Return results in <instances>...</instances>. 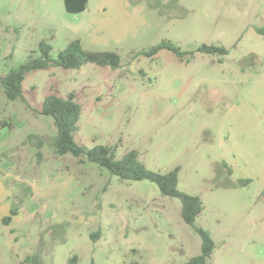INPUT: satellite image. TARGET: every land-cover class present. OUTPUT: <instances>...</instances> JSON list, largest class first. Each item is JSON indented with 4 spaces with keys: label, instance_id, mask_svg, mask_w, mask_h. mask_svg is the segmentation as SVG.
Here are the masks:
<instances>
[{
    "label": "rangeland",
    "instance_id": "rangeland-1",
    "mask_svg": "<svg viewBox=\"0 0 264 264\" xmlns=\"http://www.w3.org/2000/svg\"><path fill=\"white\" fill-rule=\"evenodd\" d=\"M263 25L264 0H87L75 15L63 0H0L1 77L38 57L40 41L52 58L72 40L120 57L116 69L26 74L28 106L0 88V264L33 254L43 264H183L199 254L177 199L53 154L41 104L69 93L81 107L76 143L116 146L117 158L136 150L156 173L180 168L177 189L200 199L195 226L214 243L207 264H264ZM161 41L192 58L136 55ZM203 44L227 54L196 52Z\"/></svg>",
    "mask_w": 264,
    "mask_h": 264
},
{
    "label": "trees",
    "instance_id": "trees-1",
    "mask_svg": "<svg viewBox=\"0 0 264 264\" xmlns=\"http://www.w3.org/2000/svg\"><path fill=\"white\" fill-rule=\"evenodd\" d=\"M264 36V25L256 30ZM165 50L172 53L176 58L183 59L186 56L192 58L193 53L182 52L178 46L170 41H161L152 46L149 50L136 54L145 58H154L159 51ZM38 57L32 56L21 65L9 70L1 77L0 88L5 99L10 102L20 101L28 106L22 95V82L25 75L34 71H45L52 68L64 70L80 69L86 64L98 67H109L116 69L120 64V57L115 52H92L83 50L79 40L70 41L66 47L59 51L55 58L51 57L52 47L45 41H40L37 46ZM196 52L204 55L224 56L227 50L221 46L201 45ZM81 112L80 105L75 100L73 93L60 97L55 94H48L44 97L40 115L50 117L55 128L53 138V154L57 157L70 155L78 164L90 162L106 169L111 176L121 181L139 182L148 181L154 184L163 197L177 199L180 202V216L182 222L192 229L200 239V251L197 256L191 257L183 264H207L214 250V243L207 231L195 226V220L202 211V203L197 196H192L177 189L179 167H175L166 173H156L148 170L139 160L136 150L127 151L122 157H116V146L97 145L86 148L74 140L78 131L77 123ZM8 126L2 122V126ZM33 137V136H32ZM241 185L248 181L239 182ZM17 211L11 209L9 215L1 219L3 225L11 222V217ZM76 256L68 259L67 264H76ZM21 264H43L37 254L27 256Z\"/></svg>",
    "mask_w": 264,
    "mask_h": 264
},
{
    "label": "water",
    "instance_id": "water-1",
    "mask_svg": "<svg viewBox=\"0 0 264 264\" xmlns=\"http://www.w3.org/2000/svg\"><path fill=\"white\" fill-rule=\"evenodd\" d=\"M87 0H63L64 10L68 14H79L84 11Z\"/></svg>",
    "mask_w": 264,
    "mask_h": 264
}]
</instances>
